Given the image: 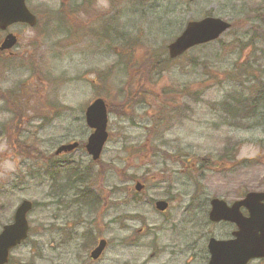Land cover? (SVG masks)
I'll return each instance as SVG.
<instances>
[{
    "label": "rangeland",
    "instance_id": "374dc122",
    "mask_svg": "<svg viewBox=\"0 0 264 264\" xmlns=\"http://www.w3.org/2000/svg\"><path fill=\"white\" fill-rule=\"evenodd\" d=\"M86 3L29 0L38 24L12 27L19 43L0 60V231L22 200L35 203L30 237L10 264H207L209 238L235 229L209 221L210 199L232 203L264 190V128L256 119L237 124L218 105L240 87L229 71L245 62L258 78L264 70V26L254 18L264 0ZM207 15L232 23L224 43L169 59L167 46L186 23ZM97 97L108 103L110 137L94 165L100 177L87 183L100 198L83 208L109 209L115 221L79 227L75 201L83 193L66 186V172L92 161L83 147L91 133L85 110ZM74 141L81 143L76 151L55 156ZM49 164L57 170L53 181ZM136 181L146 185L138 196ZM48 195L51 209L65 214L62 230L48 226ZM157 200L169 201L165 213L155 209ZM91 227L96 233L85 240ZM99 236L108 248L92 260Z\"/></svg>",
    "mask_w": 264,
    "mask_h": 264
},
{
    "label": "water",
    "instance_id": "95a60500",
    "mask_svg": "<svg viewBox=\"0 0 264 264\" xmlns=\"http://www.w3.org/2000/svg\"><path fill=\"white\" fill-rule=\"evenodd\" d=\"M193 1V0H190ZM22 22L30 26L37 24V18L28 9L26 0H0V29ZM231 23L225 19L207 16L200 20L189 21L182 33L168 45L169 56L174 59L183 55L189 49L214 41L221 37ZM17 41L16 36L9 34L1 49L12 48ZM86 124L92 130L85 148L94 161L101 158L104 146L109 138L108 104L105 99H95L85 111ZM79 146L78 142L61 145L57 154L70 152ZM144 185L138 182L135 186L141 191ZM209 219L214 223L231 222L237 226L229 239L212 237L208 242L210 260L208 264H248L254 259L264 258V191L248 192L244 198L229 205L224 199L214 197L210 201ZM169 204L159 200L156 208L165 211ZM33 208V202L23 200L18 206L14 222L5 225L0 233V264H7L10 251L20 245L29 233L28 213ZM246 208L248 215L241 211ZM107 242L101 240L92 251L91 257L97 259L104 250ZM34 264V263H28Z\"/></svg>",
    "mask_w": 264,
    "mask_h": 264
},
{
    "label": "trees",
    "instance_id": "16d2710c",
    "mask_svg": "<svg viewBox=\"0 0 264 264\" xmlns=\"http://www.w3.org/2000/svg\"><path fill=\"white\" fill-rule=\"evenodd\" d=\"M84 1L87 2L86 4L91 5L95 0ZM76 7L77 9H79L80 5H77ZM254 18L256 20L257 18L260 19L261 27L264 26V12H262V10L258 9L256 14L254 12ZM218 42L221 44L224 43L222 39H219ZM164 62H166V59H164ZM153 66L157 67V64H154ZM147 67H149V62H147ZM255 70L256 69L250 62H245L240 66L235 67L233 72L229 71V79L236 82H241L240 87L228 93L227 96L218 103V105L221 106V109L223 108L226 113H230L231 118L233 120H236L237 124L244 126V122L246 120L256 119V123L264 128V70L261 68L262 74L259 78L257 77ZM193 96L199 98L197 92L194 93ZM33 149L36 150L37 147L35 146ZM226 152H228V149L226 150ZM226 159L228 160L229 164L234 161L233 156H230ZM182 163H184V160L182 161ZM95 164L96 163L91 161L90 164L82 168H79L77 165H69L68 171L66 172V177L69 180L66 186L74 185L72 189L77 188L79 189V191H81V193H83L81 201H77L78 205H80L81 207H86L83 198L86 201L87 205H89V202L93 201L94 198L96 201H98V199L100 198V195H97L95 197L92 193H90V188H88L89 184H87L92 182L95 177H100V170L94 168ZM205 165L208 166V163H206ZM83 184L84 186H87L84 189L80 187V185ZM77 202L75 201V203Z\"/></svg>",
    "mask_w": 264,
    "mask_h": 264
},
{
    "label": "flooded vegetation",
    "instance_id": "af4514ba",
    "mask_svg": "<svg viewBox=\"0 0 264 264\" xmlns=\"http://www.w3.org/2000/svg\"><path fill=\"white\" fill-rule=\"evenodd\" d=\"M27 1H29V0H27ZM28 5H29V2H28ZM30 8V7H29ZM30 10H31V12L33 13V14H35V16L37 17V19H38V16H37V13L36 12H34L31 8H30ZM19 25H23V26H28L27 24H24V23H17V24H13V25H11V26H9L7 29H6V31H3V30H1L2 31V36H0V60L2 59V56L3 55H13L14 54V51H13V49H14V47L13 48H10V49H4V50H2L1 49V45L3 44V42H4V40H5V38L9 35V34H13L14 36H16V38H17V41H16V43H15V47L18 45V43H19V34H17V33H13V32H10L11 30V28L12 27H14V26H19ZM12 135V134H11ZM54 154H55V156H61V155H65V154H67V153H60V154H56L55 152H54ZM49 167H50V164H49ZM55 169H52L51 167L49 168V179L51 180V181H53V179L55 178V173L53 172ZM55 189V191H57V193H60V190H61V187L58 189V187H56L55 185L53 186V190ZM134 192V194H135V196H138L139 194H141V193H137L135 190H133ZM51 192V191H50ZM47 203H48V205H49V213H50V218H49V222H48V226L50 227V228H52V227H57L59 230H62L61 229V226H62V224H63V222H64V217H65V214H63V215H59V213H62L63 211H61V210H52L51 208H52V205L54 204L53 203V200L50 198V196L48 195V198H47ZM77 205H78V202H77ZM78 211H81V213L80 212H78L77 214H76V216L79 218V221L81 222V225L79 226V227H81V226H85V225H87V224H94L95 223V221H100V220H103V223L104 224H111V223H113L114 221H115V217H114V215L113 214H110L111 213V210H109V209H107V212H106V214H104L103 213V211L104 210H96V209H89V208H87V209H84V208H81V210H79V209H77ZM160 212V211H159ZM166 212V210L165 211H163V212H161V213H165ZM105 216V217H104ZM56 224H57V226H56ZM140 230V229H139ZM52 231V230H51ZM84 231V230H83ZM82 231V232H83ZM95 233H96V231L94 230V227H91V229L90 230H87V231H85L84 232V237H85V240H90L94 235H95ZM60 235H61V241L63 242V243H65V240H64V234H62V233H60ZM77 237L80 239V238H82V236L81 237H79V234L77 235ZM98 238V237H97ZM101 239H105L104 237H100L99 236V238H98V240H96L97 241V243L93 246V248H91V250H90V254H91V252L93 251V249L97 246V244H98V242L101 240ZM108 240H107V248H108ZM106 248V249H107Z\"/></svg>",
    "mask_w": 264,
    "mask_h": 264
}]
</instances>
